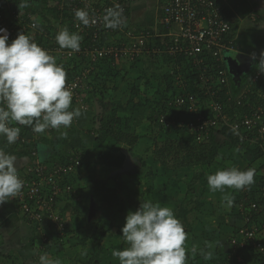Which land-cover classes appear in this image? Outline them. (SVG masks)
I'll return each mask as SVG.
<instances>
[{"label": "built area", "instance_id": "1", "mask_svg": "<svg viewBox=\"0 0 264 264\" xmlns=\"http://www.w3.org/2000/svg\"><path fill=\"white\" fill-rule=\"evenodd\" d=\"M52 2L55 15L44 16L46 27L42 18H35L30 11L12 9L10 0H0V28L8 30L9 44L23 32L54 56L57 64L63 65L67 73L66 86L73 94L70 111L79 108L82 114L88 112V92L100 64L105 63L108 69L115 70L153 56L182 57L190 64L189 72L196 73L194 84L202 85L203 93L200 94L194 84L190 85V81L184 80L183 75L173 77L181 84L179 88L173 86L176 93L165 100L163 113L157 116L158 123L166 130L170 129L174 121L169 116L174 113L179 115L180 125L185 126L197 144L208 142L210 133L225 132L233 134L240 146L257 145L261 148V164L255 168V182L238 190L241 194L238 213L243 225L229 239L228 246L234 252H254L264 261V222L257 220L264 205V72L258 68L259 59H254L256 65L249 77L243 80L234 94L231 91L233 88L223 53L239 51L234 40L228 39L231 26L224 17L223 4L218 0H162L159 22L162 32H155L134 29L123 0ZM116 6L123 10V23L113 30L104 26L103 16L108 8ZM77 9L86 10L94 23L85 26L76 20L74 14ZM34 23L36 27H33ZM62 27L82 37L78 52L62 49L57 44L55 36ZM253 85L257 88L251 91ZM224 90L226 98L217 100ZM225 102L234 105L231 116L224 113ZM242 107L247 111H239V108L243 110ZM77 119L69 128H49L44 133H35L31 126L16 122L10 124L21 130L17 142L10 146L31 159L18 171L23 188L14 199L32 231L39 233L42 247L52 243L63 245L66 241L69 226L58 208L68 197L77 200L72 197L74 187L70 177L83 168V162L76 152H68L63 163L54 161L48 164L44 161L47 158L45 154L39 162L38 146L46 152L47 147L42 142L50 135L69 130ZM258 200L262 205L257 203ZM44 251L41 249V254Z\"/></svg>", "mask_w": 264, "mask_h": 264}, {"label": "rangeland", "instance_id": "2", "mask_svg": "<svg viewBox=\"0 0 264 264\" xmlns=\"http://www.w3.org/2000/svg\"><path fill=\"white\" fill-rule=\"evenodd\" d=\"M165 67L162 57L159 56L144 59L130 66H120V73L116 78L118 91L121 92L119 96L116 94L118 91L115 94L111 91L112 83L106 84L104 102L118 100L126 105L129 99H133L142 104L132 113L130 111L116 113V116L122 119L130 117L133 123V132H128L132 136L131 138L129 134L130 146L128 147L132 148L135 165L129 172L120 174L118 171L123 165L126 155L130 154L127 152V147L119 149L108 137L100 142L96 141L97 129L100 125L98 119L102 113L98 104V109L94 104L93 108L89 107L88 113L85 115L86 117L92 115L91 123L87 129L73 127L71 131H66L68 142L64 145L65 150L69 153H78L81 156L83 168H85L83 176L78 179L76 185L73 182L76 190L73 188L72 197L77 198L79 203L69 202V233L63 247L55 243L42 247L39 233L32 231L36 237L37 252L36 258H34L38 264L40 256L45 253L49 259H59L61 264H87L88 262V264H119V259L114 257L112 252L129 246L121 237L125 217L129 211L137 210L140 203L149 199L161 207L172 209L174 214L180 207L187 206L189 208L190 213L187 215V222L184 223L186 225L182 222L188 234L185 241L187 264H200L199 259L203 256L201 250L212 252L211 258L207 260L211 262L204 264H225L220 258L218 250L216 253L215 250L205 249V242L208 241H205L201 234L196 233L199 227L197 217L201 218V215L215 210L218 214L216 225H222L231 220V216H235V213H226L228 210H226L223 197L229 195L236 198L234 195L236 189L225 188L224 192L216 191L213 194L211 193L213 191H210L208 187L207 176L218 170L232 167L242 171L252 168L255 163L253 160L255 146H248L246 149L234 147L232 151L224 148L220 150L219 158L217 157L214 160L215 163L210 166L200 163L182 166L185 150L176 151L166 161L164 159L157 161L152 158L151 151L155 143L166 144L165 142L176 139L174 135L165 134L157 126H152L147 121V116L157 107L156 102H161L163 93L166 92ZM166 68L168 69V67ZM183 78L187 79L185 76ZM172 82V86L180 87L181 81L178 83L173 79ZM135 89L137 92L133 93ZM175 93L176 89H173L172 94L170 93L166 97L169 98ZM62 133L57 134L56 137L63 138ZM141 160L146 161L144 168L140 167ZM96 175L110 192H114L107 194L103 193V190L100 198H103L104 195L109 197L113 195L119 202V205L110 214L106 210V205L100 204L92 198ZM75 176H78V173ZM152 187L155 194L163 199L152 198L151 192H146ZM86 198L89 199L87 203ZM202 200L205 201V204L201 203ZM196 201L200 205L202 204L198 210H195ZM215 201L222 202L224 205L220 206L219 204L214 207L211 203ZM234 204L236 203L234 202ZM90 208H92L91 214L89 213ZM257 220L258 222L263 221L261 216H258ZM68 246L69 248H66ZM194 247L196 254L192 251ZM41 249L45 250L42 254ZM0 264H23V262L21 258L13 254L6 258L0 257Z\"/></svg>", "mask_w": 264, "mask_h": 264}, {"label": "clouds", "instance_id": "3", "mask_svg": "<svg viewBox=\"0 0 264 264\" xmlns=\"http://www.w3.org/2000/svg\"><path fill=\"white\" fill-rule=\"evenodd\" d=\"M27 6V0L19 5ZM122 11L119 6L108 8L103 16L104 26L113 30L120 28ZM74 15L85 26L94 23L86 10L77 9ZM55 40L60 48L78 52L82 37L62 27ZM8 41V30L0 28V137L6 138L8 145L17 142L21 130L10 126L12 122L31 126L35 133H44L49 128H69L82 113L79 108L69 110L73 94L66 86L67 73L63 65L57 64L54 56L23 32L10 44ZM252 59L256 57L253 55ZM258 65L264 72V52ZM62 135L66 136V132ZM16 159L0 148V204L22 191L23 181L18 176ZM255 174V168L242 171L232 167L208 175L207 183L213 192H224L225 188L243 190L255 182ZM223 200L229 209L234 204V198L229 195ZM121 231V237L129 246L112 252L119 264H187L188 234L172 209L146 200L137 210L128 212ZM213 247L212 242H205L206 249ZM192 251H196L195 247ZM201 254L205 260L212 256L211 251L201 250ZM39 264H61V261L43 254Z\"/></svg>", "mask_w": 264, "mask_h": 264}, {"label": "crops", "instance_id": "4", "mask_svg": "<svg viewBox=\"0 0 264 264\" xmlns=\"http://www.w3.org/2000/svg\"><path fill=\"white\" fill-rule=\"evenodd\" d=\"M218 1L223 4V7L229 14L230 24L232 26V29L234 30L232 39L234 40L235 48L241 53L250 56L254 55L256 59H260L261 53L264 52V0ZM161 2L162 0H123V3L128 10V16L131 26L137 30L148 29L155 32H162V28L159 24V18L161 16ZM27 3L29 7H35L37 10L32 11V9L28 8L23 11H30L35 15V18L41 19V16L39 17V15L36 14V12H41V0H27ZM120 93L121 92L118 91L116 93L117 96H119ZM91 120L92 115H88L87 117L85 116V118L83 119L84 124H82L81 129H87V127L91 123ZM115 145L119 149H122L121 145ZM0 148H2L7 153L16 156V167L18 171H21L31 162V159L24 152L13 151V148L6 143V138L4 137H0ZM44 161L48 164L54 163V161H48L47 158ZM260 164L261 159H255L253 167H259ZM122 166L120 167V169L122 168ZM84 170L85 168H82L78 171V176L73 175L70 177V181L73 186L74 183L76 185L78 179L83 176L82 173L85 172ZM153 190L154 189L152 187L151 189H147L146 192H151V195H153L151 196L152 198L160 197L159 199H163V197L157 196L155 194V191ZM234 191V195H236V198H234V202L236 204H233L230 209L226 208V210H228V212L226 213L233 212L235 213V216H231V220H228L222 225H216L215 223L218 222L217 212L213 210L210 213H205L204 215H201V218L197 217V219L199 220V227L197 228L198 230L196 231V233L201 234L205 241L213 243L214 247L212 248V250H215L216 253L217 250L219 251V256L225 264H258L256 261L258 259L261 262L260 264H264L262 257L257 255L256 253L249 251L234 252L228 246L229 239L234 236L236 230L243 225V221L237 210L239 204V191ZM211 193L214 194V192ZM14 198H10V200L5 202L4 204H0V257L6 258L14 254V256L21 258L23 264H38L37 260L35 259L37 252L36 237H34L31 225L23 218L22 214L19 212ZM87 198L86 203L89 200ZM77 201L78 199L74 200L68 197L59 205V212L63 216L64 221H66L67 225L69 224V202L77 204L79 203ZM201 203L205 204V201L202 200ZM211 204H213L214 207L215 205L219 204L220 206L224 205L222 204V202L217 201ZM261 219L264 222V214H262ZM213 230L214 232H212ZM66 248H69V246ZM196 253L197 252H195V254ZM205 262L208 263L211 261H207L204 259V256H201V258L199 259V263L204 264Z\"/></svg>", "mask_w": 264, "mask_h": 264}, {"label": "trees", "instance_id": "5", "mask_svg": "<svg viewBox=\"0 0 264 264\" xmlns=\"http://www.w3.org/2000/svg\"><path fill=\"white\" fill-rule=\"evenodd\" d=\"M22 3V0H10V5L12 6V9L16 10H26L28 8L32 9V11H36L37 9L35 7H19V5ZM41 12H36V14L41 16L43 19L44 25L46 24L44 21L45 20V15L50 14V15H55V5L52 2V0H41ZM39 10V8H38ZM223 13L224 17L227 20V22L230 24V18L229 14L226 12L225 8H223ZM162 14V13H161ZM161 19V16L159 20ZM160 22V21H159ZM48 27V25H45ZM231 26V24H230ZM234 30L232 29L228 34V39H232L233 37V32ZM155 57V56H153ZM162 57V62L168 67V69L165 67L164 70V77L166 80V92L163 94V100L161 102H156V109H153V112L147 116V121L151 123L152 126H157L159 129H161L165 134H170L174 135L176 139H172L170 141L165 142L166 144H154V147L151 151V157L154 158L157 161H166L170 155H173L176 153V151L185 150L184 158L182 160V166H190V165H196L198 163L200 164H206V165H213L215 162L214 160L220 155L219 152L220 150L226 148V149H231L234 147H237L238 149H246L248 146H240L238 144L237 139L233 134H228V133H219V134H214L210 133L209 141L206 143L202 144H197L193 140V136L191 133H189L185 126H181L179 123V115L172 113V115L169 116V119H172L174 121V126H172L170 129L166 130L163 126H161L158 123L157 116L163 113L164 109V102L168 98V94H172L173 92V77H182L185 76L188 81H190V85L194 84L195 81V75L196 73L189 72L190 69V64L187 60H185L182 57H175V58H169L167 56H159ZM140 62V61H139ZM119 68L115 70H110L108 69L107 64H100L98 66L96 73L93 75L92 80H91V89L88 92V104L89 107L93 108L94 104H98L100 108L102 109V113L98 119V122L100 123L99 128L97 129V138L96 141H101L104 140L105 138H110L113 143L121 145L122 149H125L127 147V152L131 154L133 157V151L130 146V143L128 142V138L131 136V132H133V123L130 117L128 118H120L116 116V113L119 111H130V113L134 112V110H137L142 106L141 102H135L133 99H129L128 103L126 105H123L120 101L116 100H110L108 102H104V92L106 91V84L109 82L112 83V90L113 94L116 93L118 89V81H116V78L118 76ZM229 78V76H228ZM231 90L233 94L235 93L236 87H234L233 84H231ZM194 88L200 92V94L203 93V88L202 85H195ZM257 87L256 85L252 86V90H255ZM137 92V89L134 90L133 93ZM226 90L222 92L223 94H220L217 96V100H221L222 98H226L224 96ZM171 95L170 97H172ZM233 96V95H231ZM169 97V98H170ZM201 97L204 99V96L201 95ZM254 96H252L253 99ZM135 102V103H133ZM137 103V104H136ZM149 103V102H146ZM131 104L134 106H131ZM131 107V108H129ZM234 105L232 102L228 103L225 102V111L228 116L232 115ZM242 109L239 108V111L242 113L244 111H247L246 107H242ZM94 112V110H92ZM88 113V112H87ZM87 113L82 114L78 119L77 123L73 127H82L83 123V117ZM184 114V113H183ZM95 118V117H94ZM82 122V123H81ZM71 127L67 131H71L73 129ZM81 129V128H80ZM64 132V131H63ZM66 132V131H65ZM130 132V136L128 134ZM62 133V132H61ZM59 134V133H58ZM57 134L50 135V137L45 139L42 143L47 147L46 148V155L48 161H57L60 163H63L65 161V156L67 155L68 151L65 150L64 145L67 144L68 142V137L64 136L63 138H57ZM218 135H222L223 138H219ZM132 138V136H131ZM15 151V149H13ZM133 154V155H132ZM262 156V151L261 148L258 147L257 145L255 146L254 149V159H259ZM141 168L145 167V160H141L139 163ZM104 190V191H103ZM103 193H112L108 188L105 187V185L100 181L98 178V175H96L95 180H94V190H93V200L98 201L100 204L106 205V210L110 214L112 213V210L116 209V207L119 205L118 200L116 199L115 196L111 195L110 197L107 195H104L103 198H100L101 192ZM114 193V192H113ZM239 197V196H238ZM255 200V199H254ZM240 203V198L238 200ZM16 203V202H15ZM259 205H262L261 200H258ZM197 204V205H196ZM201 205L196 201L195 202V210L200 209ZM190 213V210L187 206L180 207L177 212L175 213V216L184 223L187 222V215ZM264 214V205H262V212L261 216ZM186 225V224H184ZM65 244V243H64ZM63 244V245H64ZM258 264L261 262L256 260ZM264 262V261H263ZM89 263V262H88ZM87 263V264H88Z\"/></svg>", "mask_w": 264, "mask_h": 264}, {"label": "water", "instance_id": "6", "mask_svg": "<svg viewBox=\"0 0 264 264\" xmlns=\"http://www.w3.org/2000/svg\"><path fill=\"white\" fill-rule=\"evenodd\" d=\"M223 61L227 69L228 76L230 78V83L234 87L239 88L245 79V77L251 72L255 67V61L252 59V56L233 51H225L223 53ZM95 107L98 109L97 104ZM219 138H223L222 135H218ZM45 151L42 147L38 146V161L43 160ZM134 167V160L130 154L126 155L125 162L122 168L119 170V173H126L132 170ZM92 208H90L89 213L91 214Z\"/></svg>", "mask_w": 264, "mask_h": 264}, {"label": "flooded vegetation", "instance_id": "7", "mask_svg": "<svg viewBox=\"0 0 264 264\" xmlns=\"http://www.w3.org/2000/svg\"><path fill=\"white\" fill-rule=\"evenodd\" d=\"M246 78V77H245ZM247 79V78H246Z\"/></svg>", "mask_w": 264, "mask_h": 264}]
</instances>
